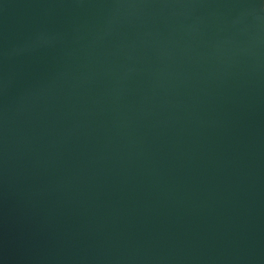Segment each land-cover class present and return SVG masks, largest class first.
Returning a JSON list of instances; mask_svg holds the SVG:
<instances>
[{
  "label": "water",
  "instance_id": "water-1",
  "mask_svg": "<svg viewBox=\"0 0 264 264\" xmlns=\"http://www.w3.org/2000/svg\"><path fill=\"white\" fill-rule=\"evenodd\" d=\"M0 264H264L262 0H0Z\"/></svg>",
  "mask_w": 264,
  "mask_h": 264
},
{
  "label": "rangeland",
  "instance_id": "rangeland-1",
  "mask_svg": "<svg viewBox=\"0 0 264 264\" xmlns=\"http://www.w3.org/2000/svg\"><path fill=\"white\" fill-rule=\"evenodd\" d=\"M262 6H263V8H264V0H262Z\"/></svg>",
  "mask_w": 264,
  "mask_h": 264
}]
</instances>
